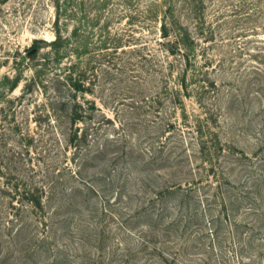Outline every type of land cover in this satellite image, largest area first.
Segmentation results:
<instances>
[{
  "label": "rangeland",
  "instance_id": "obj_1",
  "mask_svg": "<svg viewBox=\"0 0 264 264\" xmlns=\"http://www.w3.org/2000/svg\"><path fill=\"white\" fill-rule=\"evenodd\" d=\"M0 264H264V0H0Z\"/></svg>",
  "mask_w": 264,
  "mask_h": 264
},
{
  "label": "trees",
  "instance_id": "obj_2",
  "mask_svg": "<svg viewBox=\"0 0 264 264\" xmlns=\"http://www.w3.org/2000/svg\"><path fill=\"white\" fill-rule=\"evenodd\" d=\"M163 26H164V24H163Z\"/></svg>",
  "mask_w": 264,
  "mask_h": 264
}]
</instances>
